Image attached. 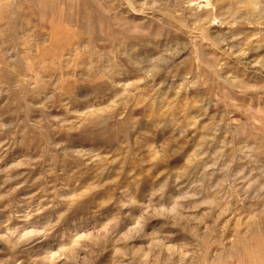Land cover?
<instances>
[{"label":"rangeland","instance_id":"rangeland-1","mask_svg":"<svg viewBox=\"0 0 264 264\" xmlns=\"http://www.w3.org/2000/svg\"><path fill=\"white\" fill-rule=\"evenodd\" d=\"M264 264V0H0V264Z\"/></svg>","mask_w":264,"mask_h":264},{"label":"bare ground","instance_id":"bare-ground-1","mask_svg":"<svg viewBox=\"0 0 264 264\" xmlns=\"http://www.w3.org/2000/svg\"><path fill=\"white\" fill-rule=\"evenodd\" d=\"M1 264H3V263H1ZM5 264H8V263H5Z\"/></svg>","mask_w":264,"mask_h":264}]
</instances>
